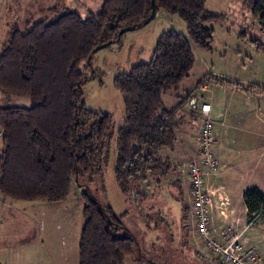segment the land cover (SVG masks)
Here are the masks:
<instances>
[{"label":"trees","instance_id":"1","mask_svg":"<svg viewBox=\"0 0 264 264\" xmlns=\"http://www.w3.org/2000/svg\"><path fill=\"white\" fill-rule=\"evenodd\" d=\"M156 1L158 12L185 21L188 34L163 32L151 60L115 78L126 112L117 136L115 175L125 193L148 177L160 185L176 169L162 151L174 149L192 96L170 107L163 96L190 76L194 46L212 49L209 22L219 17L207 10V0ZM64 2L58 0L59 6L41 20L27 21L25 28L15 25L0 49V90L32 100L30 106L0 107V193L7 199L59 202L69 197L81 174L101 171L112 119L85 104L84 87L96 74L89 56L96 47L118 41L123 27L138 26L152 10L151 0H104L99 12L83 16ZM244 5L264 21V0H245ZM252 43L264 51L263 42ZM211 82L246 90L214 76L198 87ZM82 199L78 264H126L135 240L122 234V215L88 192ZM245 199L250 216L264 207V193L257 187L249 188Z\"/></svg>","mask_w":264,"mask_h":264},{"label":"rangeland","instance_id":"2","mask_svg":"<svg viewBox=\"0 0 264 264\" xmlns=\"http://www.w3.org/2000/svg\"><path fill=\"white\" fill-rule=\"evenodd\" d=\"M103 1L65 0L64 5L87 16L90 12H99ZM244 1L207 0V10L219 16L209 22V26L214 30L213 47L210 50L194 46L196 61L191 74L177 86V89L164 94L166 107L176 104L185 96L198 95V98H201V95L209 96L210 93L202 91L198 84L211 76L223 78L215 73L225 76L228 78L224 77L226 80L231 79L230 81H236L239 84L241 82V86L249 85V88L255 91L260 89L264 91V51L252 43L254 40L264 43V21H261L259 16H255L244 5ZM64 5L62 3L61 6ZM56 6H59L58 0H0V46L15 25L25 28L27 21L32 23L41 20ZM171 29L188 34L187 25L179 15H172L161 10L149 24L123 33L118 41L95 52L91 60V70H94L96 74L84 87L85 104L93 111L110 114L112 119L101 171L94 170L81 174L79 181L72 186L71 195L64 202H49L48 206H43L20 200H8L11 204L3 205L0 210V218L4 216L7 218L0 220V247H6L9 250L0 252V264L45 262V250H42L43 247L40 244L44 242L40 239L44 234L50 239L46 241L50 244L61 242L59 253L49 257L51 262L78 264L81 230L77 237L72 235L74 237L69 239L71 233L68 235V228L73 229L79 223L84 224L85 218L81 206L83 192H88L100 203L113 207L114 211L124 218L126 229L122 234H129L135 240V250L131 256L126 257V264H218V259L203 249L192 214L189 215L188 226L190 241L197 252L194 254L195 257L187 255V245L183 241L186 236L181 231V218L178 217L180 209L177 211V217L175 215L171 217V221L176 223L169 226L170 233L175 238L173 242L169 239L159 249L156 246L148 248L145 243V227L141 224L140 218L143 208L139 206L145 200L140 201L135 198V195L134 198L127 199L115 175L118 158L117 136L126 118L123 97L115 85V78L118 74L129 71L132 66L151 60L161 34ZM89 75H92V71ZM213 84L216 83L211 82L209 86ZM256 98L260 97L256 96ZM31 103L32 100L28 95L6 93L0 90V107L30 106ZM260 105L264 109L263 98ZM198 126L200 127L201 123ZM180 129L187 131V117L182 121ZM184 163H180V172L177 176L170 175L164 182L186 175L187 171L182 170ZM157 190L151 177L142 183L141 191L147 195L145 199H148L149 204L156 201L151 194ZM77 197L79 199L76 201ZM158 202L160 200L157 201L156 206H161ZM170 206L173 207L172 212L177 207L172 202ZM52 218L58 219L60 223L64 221L67 223L56 227L55 223H51ZM138 219L141 227L136 226ZM253 243L259 252V264H264V236ZM57 249L59 248L54 247L52 251ZM196 256L204 261H200Z\"/></svg>","mask_w":264,"mask_h":264},{"label":"crops","instance_id":"3","mask_svg":"<svg viewBox=\"0 0 264 264\" xmlns=\"http://www.w3.org/2000/svg\"><path fill=\"white\" fill-rule=\"evenodd\" d=\"M159 13L160 11L158 14ZM1 47L2 45L0 49ZM215 75H220L219 77L223 78L225 77L218 73H215ZM242 86L246 90L228 88L218 84H213L212 86L207 84L202 86L201 90L209 92L210 95H201V98H198V95H196L190 98L189 102H192L193 106L187 104L184 113L185 117H187V131H184L185 129L177 130L178 139L174 149L168 150L167 148L162 151L164 156L169 157L174 162L176 168L168 177L170 175H178L180 172V163H184L185 161L184 164H186L193 158H199L198 136L204 122L200 107L202 103H211L212 114L215 116V133L217 136V144L213 152L220 163V168L216 172L207 168L205 189L212 193L214 199L215 207L213 220L215 225L233 224L240 229H244L252 217L249 214L245 199L246 191L251 187H257L264 193V109H262L260 105L262 98L264 101V91L261 89L260 91H255L249 88V85ZM256 96H259L261 99H257ZM200 123L201 126L199 127L198 125ZM196 129H198V131H196ZM1 147L0 138V150ZM168 177H166L160 185H156L154 182V187L158 190L151 194L153 198H156V201H152L151 204L148 203V199H145L147 195L141 191L142 183L145 181L140 184L137 189L138 191L135 189L127 193L122 192L127 199L135 195V198L140 201L145 200V202L142 201L139 206L143 208L141 209L140 218L142 219L141 224L145 227V243L148 245V248L156 246L157 249H159V247L164 245L163 243L169 241V239L173 242L175 238L171 235L169 226L176 223V221H171V217L174 215L178 216L177 211L180 209L181 212L178 217L181 218V231L186 236L183 241H185L187 245V255L195 257L194 254H196L197 251L194 250V245L190 241V227L188 226L189 215L191 214V207L187 200L189 186L188 172L186 175L182 176V178L174 177V179L165 183L164 181L167 180ZM78 199L79 197L76 198V201ZM8 200L11 199L4 198L0 193V210L3 205L11 204ZM65 200L59 202H64ZM159 200L160 202L158 203L161 204V206H156ZM22 202H30L31 204H40L43 206H48L50 204V201L45 200ZM171 202L177 205L173 212V207L171 208L170 206ZM81 206L83 208V199ZM5 219H7L5 216L0 218V220ZM51 223H55L57 227L67 222L64 221L60 223L58 219L52 218ZM136 223L137 227H141L139 219ZM131 225L135 226L134 224ZM82 227V223H79V225L73 229L68 228V235L71 233L69 239L74 236L77 237ZM123 235L130 236L129 234ZM245 236L250 244H255L253 242L258 241L264 236V214L257 219L255 224L253 223L250 225L246 230ZM38 237L40 238L41 235ZM40 239L44 241L40 244L41 247H43L42 250H45L44 255L46 257L44 259L45 262L42 264H55L49 260V257L51 258L54 254L59 253L61 242L50 244L46 242L50 241V239L45 234ZM54 247H58L59 249L52 251ZM203 249L205 252L209 253L204 243ZM8 250L9 248L0 247V252H7ZM199 256H196L197 259L203 262L204 259ZM218 264H221L219 260Z\"/></svg>","mask_w":264,"mask_h":264},{"label":"built area","instance_id":"4","mask_svg":"<svg viewBox=\"0 0 264 264\" xmlns=\"http://www.w3.org/2000/svg\"><path fill=\"white\" fill-rule=\"evenodd\" d=\"M211 103L201 104V114L204 122L198 136V157L184 164L183 171L188 172V203L196 230L209 255L215 257L221 264H259L260 256L255 245L246 240V230L264 214V207L255 212L248 225L240 229L233 224L216 226L213 220L214 199L212 193L205 189L207 168L218 171L220 163L213 149L217 144L215 133V116L212 114ZM3 129L0 126V138Z\"/></svg>","mask_w":264,"mask_h":264},{"label":"water","instance_id":"5","mask_svg":"<svg viewBox=\"0 0 264 264\" xmlns=\"http://www.w3.org/2000/svg\"><path fill=\"white\" fill-rule=\"evenodd\" d=\"M151 4H152V10L150 15L145 19V21H143L142 23H140L138 26L137 25H132V26H126L123 27L120 31H119V36H121L123 33L130 31V30H134L137 27H142L144 25L149 24L158 14V9H159V5L157 3L156 0H151ZM106 45L103 44L101 46H98L94 49V51L91 53V55L89 56V60L92 58L93 54L97 51H99L100 49L104 48Z\"/></svg>","mask_w":264,"mask_h":264}]
</instances>
